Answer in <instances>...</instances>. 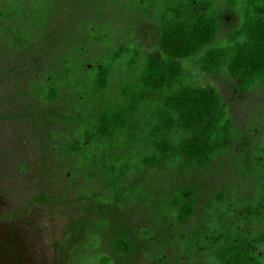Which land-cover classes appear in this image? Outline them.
I'll list each match as a JSON object with an SVG mask.
<instances>
[{
    "label": "trees",
    "instance_id": "trees-1",
    "mask_svg": "<svg viewBox=\"0 0 264 264\" xmlns=\"http://www.w3.org/2000/svg\"><path fill=\"white\" fill-rule=\"evenodd\" d=\"M0 45V123L65 166L0 223L68 209L56 264H264V113H231L264 94V0H0Z\"/></svg>",
    "mask_w": 264,
    "mask_h": 264
},
{
    "label": "rangeland",
    "instance_id": "rangeland-1",
    "mask_svg": "<svg viewBox=\"0 0 264 264\" xmlns=\"http://www.w3.org/2000/svg\"><path fill=\"white\" fill-rule=\"evenodd\" d=\"M15 58L0 45V69ZM29 105L13 104L9 108L22 111ZM260 112L264 113L263 93L251 92L241 98L231 111L237 130L242 132L249 120L257 121ZM31 123L29 118L0 123V213L17 209L26 191L37 190L45 183L55 184L57 171L65 167L55 160L48 142L42 141L39 131ZM240 143L241 140L237 147ZM46 154L48 158L49 155L52 157L46 160ZM68 212L66 208L34 209L11 225L0 223V264H56L54 243L61 239L64 215ZM135 264L144 263L138 259Z\"/></svg>",
    "mask_w": 264,
    "mask_h": 264
}]
</instances>
